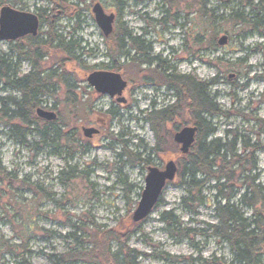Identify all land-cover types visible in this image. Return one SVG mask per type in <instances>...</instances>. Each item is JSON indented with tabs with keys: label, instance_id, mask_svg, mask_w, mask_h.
<instances>
[{
	"label": "rangeland",
	"instance_id": "rangeland-1",
	"mask_svg": "<svg viewBox=\"0 0 264 264\" xmlns=\"http://www.w3.org/2000/svg\"><path fill=\"white\" fill-rule=\"evenodd\" d=\"M3 1L14 5L15 9L33 13L46 10L48 14L53 8L50 0ZM62 1L79 9L78 21L63 16L55 27L57 34L66 41L73 39L80 47L76 53L78 64L64 65L76 86V105L65 102L59 94L56 99L47 98L45 104L48 108L56 105L57 112L41 109L60 113L65 126L61 132L71 131L79 142L76 146L72 144L73 152L68 158L65 152L48 142L43 145L35 132H30L25 145L21 146L9 138L7 129L0 125V165L11 175L10 179L16 178L11 185L0 182V241L18 243V236L26 229L20 217L22 215L25 220V214L30 212L23 213L21 208L32 206L35 224L45 233L31 234L27 239L31 264H51L50 256L63 254L72 247L73 242L68 239L73 233L70 223L83 226L91 221L106 228H114L118 222L125 227L134 223L132 213L143 190L147 167L144 163L135 167L127 165V159L118 156L124 147L139 154L141 159L148 158L150 167L159 170L168 161H175L172 153L156 156L150 152L155 139L144 121L153 104L160 109L173 102L170 93L163 86L157 90L154 89L156 86L150 85L136 88L137 80L128 81L122 93L126 102L119 104L89 88L87 76L93 71L106 70L103 67L110 64L105 56L103 36L91 12L94 1ZM117 1L125 5L118 15ZM101 5L105 13L115 15L113 30L119 27L150 43V59L158 56L173 72L191 74L207 85L206 94L219 110L228 114L214 118L216 132L213 138L227 140L228 132H235L238 137L249 138L251 144L256 140L257 121L264 124V102L260 101L264 93V37L253 33L246 25L228 21L232 13L245 15L247 9L238 2L224 4L221 0H108ZM204 10L211 13L205 16ZM58 14L59 10L51 16L54 19ZM222 36L227 37L226 45L213 48L212 40L217 44ZM91 51L90 57L84 55ZM7 52L8 43L0 42V54ZM62 57L53 55L47 61V68H55L56 61ZM95 66L102 69H92ZM145 68L147 66H141V69ZM28 71V64L21 62L20 72ZM145 74L148 76L147 71ZM1 87L0 98H19L18 93L1 91ZM111 110L117 114L112 118L107 114ZM82 128H94L98 133L86 139ZM260 143L264 144V137H260ZM257 158L258 182L264 186V151L259 152ZM61 172L65 173L61 178L66 186L59 180ZM21 180L37 185L47 194V202L35 200L33 193L21 189ZM205 194L210 204L200 207L196 216H189L180 207L184 191L175 186L166 188L163 203L140 224L136 229L138 233L128 243L131 249L143 255L139 264H202V260L212 258L230 260L228 248L217 239L197 238L192 246L186 240L170 238L161 222V213L172 211L186 228H205L207 224L215 223L212 199ZM128 200L132 208L130 213ZM37 212L40 213L37 215ZM262 262L264 264V257ZM0 264H14L12 256L0 254Z\"/></svg>",
	"mask_w": 264,
	"mask_h": 264
},
{
	"label": "trees",
	"instance_id": "trees-1",
	"mask_svg": "<svg viewBox=\"0 0 264 264\" xmlns=\"http://www.w3.org/2000/svg\"><path fill=\"white\" fill-rule=\"evenodd\" d=\"M50 1L53 8L48 14L46 10H38L36 13L40 28L37 37L8 42V52L0 54L1 91L19 94V98H0V125L7 129V136L15 139L21 146L25 145L26 136L30 132H35L42 139L43 145H47L48 142L71 158L72 144L76 146L79 139L71 131L61 132L65 126L60 113L56 114L55 121L50 122L36 114L38 108H48L45 105L47 98L56 99L59 94L65 102L76 105V86L64 65L78 64L76 53L80 47L73 39L66 41L62 35L57 34L55 27L56 22L63 16L78 21L79 9L73 4H67L66 1ZM221 1L224 4L238 2L248 10L245 15L232 13L228 21L246 25L253 33L264 37V0ZM2 6L14 5L0 0V9ZM115 6L117 15L125 7L120 1H117ZM58 10L60 14L53 19L51 15ZM208 12L204 10L203 13L207 16ZM164 21L165 19L162 20ZM43 26L44 31L41 30ZM103 43L105 56L110 61L103 69L120 72L127 82L137 80L136 88L150 85L156 86L154 89L157 90L163 86L166 92L170 93L169 97L173 102L160 109L153 104L151 111L146 112L144 121L155 139V145L150 152L156 156L169 152L174 156L177 172L174 181L168 183L167 187L175 186L184 191L185 195L180 200L181 209L189 216H196L200 207L210 204L205 193L212 199L215 223L207 224L205 228L183 227L172 211L161 213L160 219L168 236L176 240H186L192 246L197 238L212 237L228 248L231 255L229 261L212 258L202 260V264H263L264 186L258 182L257 173V154L264 151V144L260 143V137H264L263 122L257 121L259 131L256 132V140L252 144L249 138L238 137L235 132H228L227 140L213 138L216 132L214 118L228 114L219 110L214 100L206 94L205 83L191 74L179 75L173 72V69L170 70L163 65L164 62L158 56L150 59V43L141 37L132 36L130 32L119 27L108 37H103ZM217 45L218 43L212 40V47L215 48ZM55 54L63 57L56 61L55 68H47V61ZM91 54L92 51L84 53L87 57ZM21 62H26L29 66V71L25 74L20 72ZM151 65L155 66L150 69ZM141 66L147 68L141 69ZM146 71L148 76L145 74ZM260 101L264 102L263 95ZM48 109L58 111L56 105ZM112 112L115 111L107 112L111 118L117 115ZM185 126H194L197 131L189 152L182 155L173 142V134ZM18 136L21 137L19 140L16 138ZM122 145L127 146L126 143ZM118 156L126 158L127 165L131 167L140 163L142 165L144 163L147 168L152 166L148 158L141 159L139 154L125 147L123 153ZM69 170L73 171V168L70 167ZM64 174L60 173L59 180L66 186L61 178ZM10 176L0 165V182H8V185H11L16 178L10 179ZM19 187L33 193L35 200L47 202V194L37 185L21 180ZM164 191L154 210L163 203ZM127 205L130 213L132 208L129 200ZM27 207L29 210H26ZM21 211L23 213L30 211L25 214V220L22 215L20 217L26 224V229L18 236L17 244L0 241V254H10L14 264H31L28 258L27 239L31 234L45 231L36 226L32 206L27 205L21 208ZM246 212L249 213L248 216ZM39 213L37 212V215ZM142 222L131 223V226L127 227L118 222L114 228H106L91 221H87L83 226L70 223L69 227L73 233L68 239L73 242L72 247L63 254L50 256L49 260L51 264H139L138 260L143 255L131 249L128 243L132 236L138 233L136 229Z\"/></svg>",
	"mask_w": 264,
	"mask_h": 264
},
{
	"label": "water",
	"instance_id": "water-1",
	"mask_svg": "<svg viewBox=\"0 0 264 264\" xmlns=\"http://www.w3.org/2000/svg\"><path fill=\"white\" fill-rule=\"evenodd\" d=\"M91 11L94 20L104 37L109 36L113 31L114 14H106L99 3H95ZM38 30V18L31 14L20 12L10 6H3L0 9V42L16 41L26 35L35 36ZM227 37L222 36L219 46H224ZM86 82L97 94L106 95L110 99H116L117 103L124 104L125 98L122 96L127 87V82L117 72L94 71L90 73ZM36 114L39 118L50 122L55 121V112L37 109ZM197 128L185 126L173 135V142L178 146L179 152L185 155L189 152L195 141ZM85 138H91L98 133L94 128H83ZM177 166L174 161H168L162 170L156 167H149L144 179V186L135 210L132 213V221L139 223L144 221L154 210L160 199L167 183L175 179Z\"/></svg>",
	"mask_w": 264,
	"mask_h": 264
},
{
	"label": "flooded vegetation",
	"instance_id": "flooded-vegetation-1",
	"mask_svg": "<svg viewBox=\"0 0 264 264\" xmlns=\"http://www.w3.org/2000/svg\"><path fill=\"white\" fill-rule=\"evenodd\" d=\"M79 1V0H78ZM81 1V0H80ZM107 1V0H106ZM92 2V1H91ZM95 3H99V4H103L104 2H98V1H94L93 3H92V5H91V8H92V6L95 4ZM102 6V5H101ZM103 7V6H102ZM2 8V7H1ZM104 9V8H103ZM18 11H20V12H25V13H31V14H33V15H35L36 16V13H33V12H26V11H22V10H20V9H18ZM37 17V16H36ZM39 31H40V28H39V20H38V30H37V33H36V35L35 36H32V35H26V36H24V37H22V38H19L18 40H21V39H23V38H27V37H29V38H35V37H37V35H38V33H39ZM18 40H16V41H18ZM15 41V42H16ZM227 43V42H226ZM226 45V44H225ZM224 45V46H225ZM47 60V59H46ZM96 68H101V67H99V66H95V69ZM102 69V68H101ZM100 71H109V70H100ZM123 77V76H122ZM124 79V78H123ZM125 80V79H124ZM126 81V80H125ZM127 82V81H126ZM263 96H264V93L262 94Z\"/></svg>",
	"mask_w": 264,
	"mask_h": 264
},
{
	"label": "bare ground",
	"instance_id": "bare-ground-1",
	"mask_svg": "<svg viewBox=\"0 0 264 264\" xmlns=\"http://www.w3.org/2000/svg\"><path fill=\"white\" fill-rule=\"evenodd\" d=\"M38 109H41V108H38Z\"/></svg>",
	"mask_w": 264,
	"mask_h": 264
}]
</instances>
